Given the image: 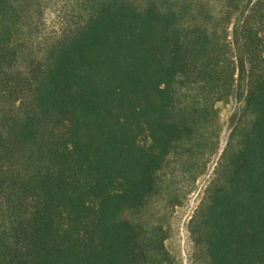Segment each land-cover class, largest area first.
Segmentation results:
<instances>
[{
    "label": "trees",
    "instance_id": "1",
    "mask_svg": "<svg viewBox=\"0 0 264 264\" xmlns=\"http://www.w3.org/2000/svg\"><path fill=\"white\" fill-rule=\"evenodd\" d=\"M48 1L0 0V264H177L159 173L211 145L237 82L245 120L189 231L200 264H264V0H79L19 71Z\"/></svg>",
    "mask_w": 264,
    "mask_h": 264
},
{
    "label": "rangeland",
    "instance_id": "2",
    "mask_svg": "<svg viewBox=\"0 0 264 264\" xmlns=\"http://www.w3.org/2000/svg\"><path fill=\"white\" fill-rule=\"evenodd\" d=\"M78 2L49 0L36 32L23 24L20 35L27 46L18 64L19 71H26L36 57L44 55L51 41L73 27L77 21ZM246 93V86L243 89L241 82H237L232 96L215 104L217 116L216 124L210 131L211 145L195 149L179 147L169 156L159 173L160 193L149 209V214L156 218L166 216L169 237L165 245L177 264L201 262L189 231V223L207 197V189L215 178L220 157L233 142L234 128L245 120Z\"/></svg>",
    "mask_w": 264,
    "mask_h": 264
}]
</instances>
